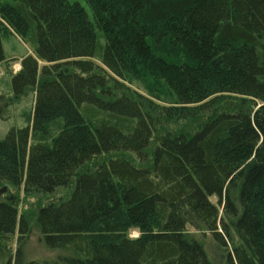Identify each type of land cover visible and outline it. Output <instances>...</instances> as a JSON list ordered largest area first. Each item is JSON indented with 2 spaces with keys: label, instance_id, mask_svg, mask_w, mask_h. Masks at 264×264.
<instances>
[{
  "label": "trees",
  "instance_id": "16d2710c",
  "mask_svg": "<svg viewBox=\"0 0 264 264\" xmlns=\"http://www.w3.org/2000/svg\"><path fill=\"white\" fill-rule=\"evenodd\" d=\"M88 2L102 43L78 3L0 0V63L5 22L33 50L13 96L35 92L28 123L0 139V179L46 193L73 181L35 218L40 241L63 251L54 259L9 251L32 226L0 197V264H215L188 214L223 246L234 234L228 264H264V0ZM163 43L184 58L156 53ZM143 74L204 119L166 129L118 80Z\"/></svg>",
  "mask_w": 264,
  "mask_h": 264
},
{
  "label": "rangeland",
  "instance_id": "374dc122",
  "mask_svg": "<svg viewBox=\"0 0 264 264\" xmlns=\"http://www.w3.org/2000/svg\"><path fill=\"white\" fill-rule=\"evenodd\" d=\"M68 1L78 3L85 9L90 20L94 22L95 32L100 36L99 41L101 43L104 42V38L101 36V29L97 25L94 11L88 0ZM3 24L5 25V31L2 33L4 60L0 63V110L3 116H0V139L12 127L20 128L28 123V117L31 114L35 99L34 89H28L20 97L15 98L13 96L11 74L17 72L18 66L20 67L21 58L26 54H33V50L26 40L19 36L8 24L5 22ZM155 51L156 53L163 54L169 60L180 61L184 58L182 50L179 48L171 49L165 43L155 47ZM96 61L99 65L103 66L100 61ZM39 64L42 65V62H39ZM144 75L135 79L118 78V80H121V83L134 98L142 100L146 107L160 113V119L164 122L166 129L174 131L193 130L197 124V120L200 122L204 119L203 113L198 110L191 111L188 114L185 111L186 109L176 102L175 96L165 84L157 81L150 75L143 77ZM235 99L232 95L222 96L216 100V104L219 102L225 105L226 101L231 102ZM187 107L193 108L196 106L190 105ZM127 157L132 158L135 164L138 163L137 157L133 154L130 153ZM72 188L73 181L67 187H57L53 192L46 193L27 185L24 177H21L17 184L9 180L0 179V197L9 200L16 207L18 217L24 215L32 226L28 235L20 242L17 240V233L14 234L8 243L11 253L15 252L20 243L23 245L27 260L54 259L58 254L63 252L62 250L49 249L40 241V234L35 225V218L41 206L51 201L59 202L64 200L71 193ZM2 190L4 191L1 192ZM211 200L216 202L215 197H212ZM185 220L187 233L203 244L210 260L212 259L215 264H228L225 260L226 249L231 251L233 245L238 243L234 234L231 233V237L225 239V245L223 246L213 233L192 214H188ZM218 231H220L219 228ZM136 233H139L136 229L127 230V235L130 238L137 237Z\"/></svg>",
  "mask_w": 264,
  "mask_h": 264
},
{
  "label": "built area",
  "instance_id": "2783aa9c",
  "mask_svg": "<svg viewBox=\"0 0 264 264\" xmlns=\"http://www.w3.org/2000/svg\"><path fill=\"white\" fill-rule=\"evenodd\" d=\"M20 67L18 66L17 71H19Z\"/></svg>",
  "mask_w": 264,
  "mask_h": 264
},
{
  "label": "clouds",
  "instance_id": "9594fccd",
  "mask_svg": "<svg viewBox=\"0 0 264 264\" xmlns=\"http://www.w3.org/2000/svg\"><path fill=\"white\" fill-rule=\"evenodd\" d=\"M136 235H139V233H136Z\"/></svg>",
  "mask_w": 264,
  "mask_h": 264
},
{
  "label": "water",
  "instance_id": "95a60500",
  "mask_svg": "<svg viewBox=\"0 0 264 264\" xmlns=\"http://www.w3.org/2000/svg\"><path fill=\"white\" fill-rule=\"evenodd\" d=\"M4 190H2L1 192H3Z\"/></svg>",
  "mask_w": 264,
  "mask_h": 264
}]
</instances>
